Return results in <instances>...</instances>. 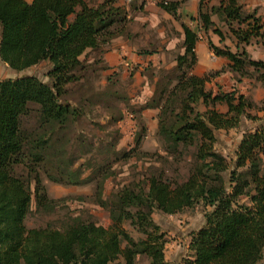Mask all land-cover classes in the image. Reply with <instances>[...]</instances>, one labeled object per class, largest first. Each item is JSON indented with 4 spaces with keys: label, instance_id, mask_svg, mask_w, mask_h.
Returning <instances> with one entry per match:
<instances>
[{
    "label": "trees",
    "instance_id": "16d2710c",
    "mask_svg": "<svg viewBox=\"0 0 264 264\" xmlns=\"http://www.w3.org/2000/svg\"><path fill=\"white\" fill-rule=\"evenodd\" d=\"M181 3H156L180 22L181 53L171 70L149 75V99L130 107L140 133L134 148L124 152L117 150V124L120 103L129 107V98L117 89L115 68L104 56L113 40L131 37V14L142 6L130 2L125 9L113 0L91 6L84 0H0V61L14 73L48 66L45 81L35 76L0 79V264H168L166 236L152 215L171 216L196 206L203 208L204 222L189 235L184 264L263 261L264 111L236 90L214 93L206 84L228 72L237 83L253 78L264 85V61L246 51L252 44L264 48V13L246 11L240 0H220L217 6L199 0L191 22L205 35L218 37L220 46L209 39L206 45L226 64L220 72L197 76L199 32L180 21ZM220 27L234 50L225 45ZM91 53L96 56L89 58ZM102 72H111L103 87L96 84ZM99 109L106 113L103 124L93 115ZM145 111L156 112L155 135L166 157L183 164L185 177L156 168L103 198L111 164L129 161L139 149ZM85 121L105 132L108 141L93 146V137L84 134ZM246 122L252 127L242 131L233 158L224 157L216 150V134L244 128ZM94 153L103 154L101 163L91 158ZM93 166L90 181L100 175L95 203L108 213L109 227L67 217L59 226L27 228L29 215L51 216L67 201L49 198L42 178L77 184L82 170Z\"/></svg>",
    "mask_w": 264,
    "mask_h": 264
},
{
    "label": "rangeland",
    "instance_id": "374dc122",
    "mask_svg": "<svg viewBox=\"0 0 264 264\" xmlns=\"http://www.w3.org/2000/svg\"><path fill=\"white\" fill-rule=\"evenodd\" d=\"M84 1L91 6L100 4L104 0ZM113 1L117 6L125 9H128L130 2L135 3L137 7L142 6L143 8L142 11L139 10L131 14V22L128 26L131 37L129 39H122L127 41L129 46L132 47L138 55L143 57L142 63H131L129 67L124 69L117 67L114 71V74L117 75V89L123 93V96L129 98V107H125V104L122 102L120 103L122 119L117 124V127L121 132V139L117 145V150L130 152V150L134 148L135 141L140 133L136 125V114L131 113L130 107L140 106L152 95L153 86L147 81L149 75L157 73L158 70L169 71L174 66L175 56L181 53L179 49L181 40L179 34L181 30L179 27L180 22H175L170 16L156 6L158 0ZM244 2H246V0H240L241 4ZM212 4L217 5L218 0H213L210 5ZM181 7L180 5L179 10ZM262 12L263 9L259 11L260 14ZM213 20L216 22L215 17H213ZM180 21L182 23L185 22L186 25L194 31L199 32L200 63L199 66L197 65L194 69L193 74L197 76H206L215 72H220L225 66L226 61L221 58H216L206 46L207 39L214 45L220 46L218 37L212 33L205 35L202 30L197 26L195 27L196 24L189 21H184L181 18ZM220 29L225 35V45L234 50L227 30L224 27H220ZM144 51L149 54H143ZM246 51L253 60L264 61V48L262 46L252 44L246 47ZM95 56L94 53H91L89 58H94ZM146 69H150L149 72H146ZM152 70H154L153 73H151ZM47 71V64L42 63L21 73L8 71V74H4L3 72V74L0 75V79L35 76L45 81ZM110 74L111 72L100 73L99 81L96 82V84L103 87L105 78ZM206 89L214 93L217 89L222 92L236 90L240 94L246 95L264 111V85L256 82L253 78L244 79L241 83H237L232 74L228 72L220 73L217 76L211 77V81L206 84ZM217 109L222 112L225 111L224 107H218ZM153 112L155 111H145L142 113V120L146 126V132L142 137L139 149L134 153L133 157L127 162H113L111 164L110 172L112 176L104 184L103 198L109 197L110 194L121 186L131 183L133 180L140 179L143 174L155 170L156 168H163L167 171V175L180 180L185 177V168L183 164H178V162L167 158L163 152L162 146L155 135L156 130L154 131V127H152L151 122L153 120L152 118H154L152 116ZM146 113L147 117H144ZM257 114L259 117L263 115L262 112H257ZM93 115L96 120L100 119L101 123H104L106 113L102 109H99L98 112L94 111ZM251 127L252 124L246 122L244 128L231 130L229 132H218L216 134V150L224 157L233 158L234 151L241 139L242 131L251 129ZM83 128L85 129L84 134L86 137H93V141L91 142L93 146H97L99 142L108 141L106 133L94 130L91 124H88V121L84 122ZM107 130L110 131L111 129L108 128ZM86 158L88 157L78 159L76 165H73L74 167L71 170L83 164ZM91 158L95 160V162L101 163L103 154L94 153ZM93 175L95 176L94 166L89 170H82L79 179L75 180L78 182L77 184H58L42 178L49 198L54 200L66 199L67 201L65 207H60L56 213L51 216H39L37 214L29 215L25 222L27 228H44L46 225L59 226L63 221L66 222L67 217H79L83 221L88 220L104 228L109 227L110 221L108 213L95 203L96 183L100 179V175L94 177L90 181L89 178ZM70 180L74 181L72 178H70ZM152 218L166 236L167 244L165 245L164 251L165 260L168 264H184V260L188 258L190 254L188 250L189 235L203 225V208L201 206H196L193 209H185L171 216L155 211ZM127 230H129L135 238L137 237L130 229ZM260 264H264V257Z\"/></svg>",
    "mask_w": 264,
    "mask_h": 264
},
{
    "label": "crops",
    "instance_id": "0c3cea01",
    "mask_svg": "<svg viewBox=\"0 0 264 264\" xmlns=\"http://www.w3.org/2000/svg\"><path fill=\"white\" fill-rule=\"evenodd\" d=\"M24 1L27 3H31L33 0H24ZM181 1H182V3H181L182 7L178 11V13L180 14V18L183 19L184 21L186 20V21L191 22V18L195 19L197 17L199 0H181ZM219 1L220 0H218V4H219ZM217 5L212 4V6H217ZM243 5H244V9L246 11H252L254 9H257V15L258 16H260L264 13V0H246V2L243 3ZM262 9H263V12L260 14L259 11ZM183 23H185V22H183ZM191 23L196 24V23H194V21ZM106 50H107V52L104 56V60L110 68L121 67L122 69H124L126 67H129V65H131V63H139L140 64V63H142V60H143V57L138 55L134 51V49L129 46L127 41L122 40V38H117V39L113 40L110 43V45L106 47ZM196 57H197V65L199 66V63H200L199 43L196 46ZM8 71H11V70L0 61V75H2L3 72H4V74L5 73L8 74L9 73ZM145 116L147 117V113L144 114V117ZM152 116L154 118H152L153 120L151 123H152V127H154V131H155L156 127H157L155 112L152 113Z\"/></svg>",
    "mask_w": 264,
    "mask_h": 264
}]
</instances>
